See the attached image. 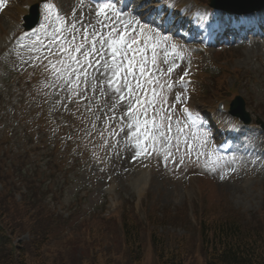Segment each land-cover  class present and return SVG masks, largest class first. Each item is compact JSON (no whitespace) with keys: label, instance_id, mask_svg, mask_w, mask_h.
<instances>
[{"label":"rangeland","instance_id":"obj_1","mask_svg":"<svg viewBox=\"0 0 264 264\" xmlns=\"http://www.w3.org/2000/svg\"><path fill=\"white\" fill-rule=\"evenodd\" d=\"M48 1L60 13L63 28L57 33L55 25L49 17L45 20L42 12L41 24L45 26L41 28L40 25L38 28L42 43L35 50L34 38H30V42H21L16 37L12 40H8V37L18 30L20 14L26 13L33 4L40 3L42 6L41 0H13L9 8L0 12V42L4 46L7 43L6 49L0 46V138H7L2 148L5 152L11 149L18 155L31 149L27 163L33 166H41L39 159L43 156L44 148L50 150L52 146L55 147V153L48 157V162L51 166L55 164L59 170L63 168V172L67 173L64 178L68 180V185L60 189L61 181L57 179L60 176L49 179L53 191L59 193L60 200L57 202L60 206L57 208L61 209L59 212L62 218L69 217L61 228L76 227L61 237L55 234L49 243L52 249L70 255L75 264H79L78 255L87 257L94 249L98 252L107 250L106 255L115 250L119 254L118 263L129 264L127 258H120L122 254L129 253L121 244L123 231L126 232L122 230L124 220L126 224L133 223L138 228L131 230L130 234L136 239L133 250L138 252L139 248L143 253L141 263L153 264L151 246L147 241L149 234L156 233L168 246L182 244L186 249L193 250L199 243L195 219L199 211L212 215L210 218L214 217L215 211H234L239 214L242 223L253 224L254 217L264 207L262 131L252 124L241 127L238 123L229 129L230 120L223 115L216 117V113H213L211 115L221 124L219 141L233 154L239 149H245V162L236 164L224 157L209 154L193 160L185 155L186 144L180 138L179 151L175 147L168 149L175 156V162L169 157L165 166L166 149L162 142H159L160 149L154 157L153 165H150V159L148 162L143 161L137 155L138 146L132 136L134 128H128V124L133 123L126 115L128 100L121 101L119 94L106 83L101 86L100 81L104 77L94 80L92 77L96 73L93 67L84 63L83 57H80L84 64L82 71L86 70L89 76L87 82L81 77L78 85H70L64 79L58 80L48 60L56 64L64 55L59 53V45L71 42L73 36L76 38L73 48L84 43L85 29L89 34V43H85V48H88L94 32L105 35L120 22L114 24L110 17L105 19L103 15L97 16V6L86 0ZM151 1L130 0L134 7L148 5ZM197 1L205 6L203 9H207L209 0ZM158 10L159 4H152L145 9V15L150 17ZM129 18L125 17L124 22ZM182 22L181 26L187 24ZM72 25H75V29ZM54 35L58 39L52 43ZM183 39L189 40L188 37ZM56 41L60 43L56 44ZM250 45L240 47L232 42L228 45L230 51L224 52L225 56L216 55L215 61L221 69H225V72L233 70V73L225 74L223 79L226 80L222 84H219V79L215 84L218 82L220 86L225 84L226 89H236L235 94L245 101L246 111L254 119L256 115L253 110L264 113V48L258 44V47L253 45L250 48ZM38 56L41 63L32 72L33 59ZM176 58L159 52L158 62L153 69L158 87L157 97L166 98V103H160L155 108L158 124L164 123L166 115L176 111L175 108L184 101L179 78L185 71L180 73L184 67ZM98 59L94 55L89 57L93 66ZM104 59L111 63L110 55ZM165 59L168 63L162 62ZM65 62L70 63L66 58ZM169 67H173L171 73L167 71ZM234 74L238 77L235 78ZM128 79L131 81L132 77ZM94 84L95 89L92 87ZM211 87L213 90L205 94V98L197 96L191 102L200 116H204L214 99L212 96L216 87ZM124 94L127 96L126 92ZM177 95H180L179 102L176 100ZM153 114V109H149L147 117L151 118ZM258 118L264 125V119ZM172 141L173 145L177 143L176 136ZM35 145L42 150L35 152ZM181 157L184 158L183 164L180 163ZM149 165L152 169L148 168ZM51 204L55 206L56 202L52 201ZM108 218L111 219L105 221ZM149 222H155V225ZM87 237L90 239L87 240ZM21 239L26 241L27 237ZM200 260L193 251L185 264H201Z\"/></svg>","mask_w":264,"mask_h":264},{"label":"trees","instance_id":"obj_2","mask_svg":"<svg viewBox=\"0 0 264 264\" xmlns=\"http://www.w3.org/2000/svg\"><path fill=\"white\" fill-rule=\"evenodd\" d=\"M43 196L32 185L27 187L22 205L15 204L11 196L0 194V264H75L70 255L60 254L49 244L55 234L59 236L66 221L41 204ZM213 214L211 218L205 213L197 216L202 264H264V216L254 217L253 224H244L234 212L221 210ZM135 226L122 221V230L126 232L123 231L121 244L129 253L121 257L131 264H141L142 251L133 250L136 239L130 234L138 229ZM55 229L60 230L54 233ZM26 233L28 241L15 242ZM150 245L154 264H185L194 250L182 244L169 247L154 232L150 233ZM106 253L107 250L94 249L87 257L78 255L79 264H119L115 250L110 255Z\"/></svg>","mask_w":264,"mask_h":264},{"label":"snow or ice","instance_id":"obj_3","mask_svg":"<svg viewBox=\"0 0 264 264\" xmlns=\"http://www.w3.org/2000/svg\"><path fill=\"white\" fill-rule=\"evenodd\" d=\"M43 8L47 15H45V20L48 19L54 11V6L50 3L45 2ZM115 9V4L112 0H104V2L97 3V16H105V19H108L107 11ZM118 16L123 17L125 14L116 9ZM59 19V17H57ZM63 23V21H62ZM120 27L113 26L111 27L105 35H100L99 33H93L92 39L90 42V47L85 48V43H89L87 30L85 29L84 33V43L79 44L75 48L72 47V44L75 42V36H73L72 41L66 44L59 45V53L64 55L57 61L56 64H53L51 61L50 66L52 72L56 75V78L64 79L68 84L78 85L81 82V77L83 81L87 82L89 73L84 69V64L81 63L80 57H83L84 63H87L89 67H93L95 75H93L94 80H98L100 77H104L100 81L101 86L107 84L110 88L114 90L115 93L119 94V99L121 101L128 100L129 107L127 108L126 115L130 117L133 123L128 124L129 129H133L132 136L135 138V142L138 147H140L141 152L148 153L149 147H152L155 151L154 145L157 142H162L165 146V155L164 161L165 166L169 161V157H172V162H175V156L173 153L168 150L172 147H175L179 151V135L182 132L181 128L176 130V139L177 143L172 144V139L170 135L166 133H171V116H166L167 124L156 122V113L155 108L160 103H166V98L157 97L156 90H152L151 99L147 98V94L141 96L140 93L143 91L141 84L137 79V71L140 76L145 74L146 66L150 62L153 66L157 64L158 49L160 52L167 56L168 45L167 41L169 39L167 34H164L159 25H156L155 21L151 18H146L144 20L136 18L135 15L130 17L125 23L123 19L120 20ZM44 24H41V28H44ZM107 27V25H104ZM75 29V25L71 26ZM57 33L61 32V29L55 30ZM76 31H79L78 29ZM97 36L99 39H97ZM58 39L55 35L52 38V43H55V40ZM66 39V38H65ZM164 45V48L161 49V45ZM99 45V47H97ZM173 49L175 46H172ZM150 49V53H149ZM49 52L52 51L51 48L48 49ZM73 53L79 54L75 55ZM58 53H53L57 55ZM99 57L100 59L96 60L95 66L89 57L91 56ZM110 55L111 63H108L104 59L105 56ZM65 58L70 63L65 62ZM119 58V60L117 59ZM163 63H168L167 59L162 61ZM57 64L60 66L58 67ZM175 66L173 62V67ZM173 67H169L167 71L171 73ZM123 73V76L121 75ZM187 75V73H185ZM129 77H132V80L129 81ZM120 78V79H116ZM116 80L114 84L113 81ZM183 81V77L181 78ZM145 84H152L151 79L145 80ZM95 89L96 85H92ZM169 88L172 85H168ZM103 91V87H101ZM127 93V96L124 93ZM176 100L180 101V95L176 96ZM139 106V107H137ZM149 109H153V116L151 118L147 117ZM184 112L187 114L188 119L192 121L193 125H196L199 121V114H193L189 112L187 108L184 109ZM141 117H144L143 119ZM123 119V117H121ZM179 123V122H178ZM123 131V129H121ZM147 141V144H142L141 141ZM189 152L185 155L191 154L192 146L189 145ZM140 152L137 153L139 155ZM180 163H184V158L181 157ZM223 179V176H221Z\"/></svg>","mask_w":264,"mask_h":264},{"label":"water","instance_id":"obj_4","mask_svg":"<svg viewBox=\"0 0 264 264\" xmlns=\"http://www.w3.org/2000/svg\"><path fill=\"white\" fill-rule=\"evenodd\" d=\"M209 5L213 8L223 9L228 12H236L235 10H237L233 5L228 3H222L219 5L218 0H210Z\"/></svg>","mask_w":264,"mask_h":264}]
</instances>
